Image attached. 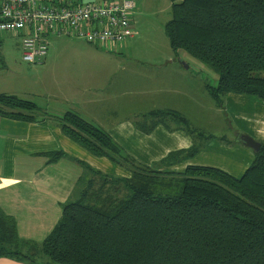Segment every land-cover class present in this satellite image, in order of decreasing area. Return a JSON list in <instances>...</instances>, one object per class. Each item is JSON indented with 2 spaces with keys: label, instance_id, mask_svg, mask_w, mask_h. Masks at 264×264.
<instances>
[{
  "label": "trees",
  "instance_id": "16d2710c",
  "mask_svg": "<svg viewBox=\"0 0 264 264\" xmlns=\"http://www.w3.org/2000/svg\"><path fill=\"white\" fill-rule=\"evenodd\" d=\"M165 33L177 55L184 51L217 75V84L207 86L219 104L227 94L264 101V0H172ZM0 117L44 122L50 116L35 102L0 94ZM57 123L64 135L131 177L90 169L93 176L82 182L78 199L63 208L41 244L21 241L14 221L0 213V259L28 264H264V143L242 177L199 166L173 174L159 166L196 155L203 141L148 167L73 112ZM187 129L193 138L202 137Z\"/></svg>",
  "mask_w": 264,
  "mask_h": 264
},
{
  "label": "crops",
  "instance_id": "0c3cea01",
  "mask_svg": "<svg viewBox=\"0 0 264 264\" xmlns=\"http://www.w3.org/2000/svg\"><path fill=\"white\" fill-rule=\"evenodd\" d=\"M106 1L108 0L104 2ZM135 38L118 50H107L108 53L128 55L133 50ZM86 48L94 51L82 55L96 54L94 63H102L91 67L104 70L98 75H82L84 89L67 81L73 88L70 95L43 93L42 97L35 94L34 99H27L17 92L3 93L35 102L50 116L44 122H22L0 117V213L14 221L19 239L26 243L41 244L53 232L60 221L63 208L78 199L82 182L93 176L90 169L113 177H131L128 170L107 158L94 156L64 135L57 120L66 112H73L105 130L129 156L148 167L161 163L170 154L188 152L195 144L208 138L196 155L184 156L168 166L160 165L159 171L165 173H183L189 166H199L216 168L239 178L255 159V152L251 148L242 143L229 146L231 140L225 135L218 141L213 139V134L196 128L193 129L202 134V137L196 135L193 138L188 132L190 122L182 104L190 101L194 87L191 85L186 90L184 84H188L187 79L190 77H186L191 67L204 74L206 68L203 65L193 62L192 58L185 55L179 60L189 64L187 69L183 67L184 64L179 65L170 59L158 65L159 69L155 73L135 79L134 70H130L127 62L123 61V70L132 74H125L120 80L114 64H103L104 58L100 52L89 46ZM198 72L195 71L191 77L200 79ZM130 75L132 82L125 87V79ZM114 77L117 89L113 93L121 91L126 94L120 106L132 107V114L128 118H114L112 115L115 112L104 110L103 99L97 94L98 87L103 91L106 87L103 83ZM136 84H143L146 90L130 89ZM202 85L213 101V109H220L214 111V115H220L226 120L227 110H233L230 122L232 126L243 135L264 143L263 100L254 96L227 94L219 104L208 92L207 84ZM89 93L92 95L87 97L86 94ZM130 96H134L136 100ZM224 102L228 106L226 110L223 108ZM55 153L62 155L57 159L49 157ZM214 162L231 164L234 168L243 166V169L236 176ZM0 264L28 263L1 258Z\"/></svg>",
  "mask_w": 264,
  "mask_h": 264
},
{
  "label": "rangeland",
  "instance_id": "374dc122",
  "mask_svg": "<svg viewBox=\"0 0 264 264\" xmlns=\"http://www.w3.org/2000/svg\"><path fill=\"white\" fill-rule=\"evenodd\" d=\"M78 1L87 2L88 0ZM104 1L95 0L94 2L106 4ZM136 3L134 27L137 35L133 43L132 54H125L126 56L109 54L106 48L89 44L84 40L60 36L50 39L49 54L43 63L29 64L22 58V40L17 34L5 33L0 36V94L5 91L17 92L19 95H24V98L27 99H34L35 94L42 97L43 93L70 95L73 93V88L66 83L67 81L73 82L79 88L84 89L85 82L82 75H98L104 70V68L91 67L94 64H102L94 63L97 58L96 54L92 56L82 55L94 51L88 50L86 48L88 46L103 55V64H109V62L114 64V68L118 69V78L120 80L123 75L132 74L123 70V61L127 62L126 64L130 70H134L135 79L155 73L159 69L158 65L164 64L170 59L175 60L179 65L184 64V68H186V65L189 67L187 62H181L179 59L185 55L190 57V55L184 51H179L178 55H176L165 33V26L172 19V0H137ZM190 70L186 79L190 78L187 79L188 84H184V88L188 90L192 85L194 90L190 101L182 104V109L190 122L189 128H196L198 131L213 134V139L218 141H220L222 135H225L231 140V142L228 140L230 142L229 146L238 145L240 143L239 138L243 134L238 132L230 123L234 111L231 109L227 110L226 120L220 115H214V111L220 109L216 107L213 109V101L209 98L202 85V83H205V85H216L217 75L208 68L204 69L206 70L204 74L193 67ZM195 71L198 72L200 79L199 77H191ZM261 75L264 76V72ZM131 82L132 76L130 75L128 78L126 77L124 86L127 87L128 83ZM103 84L106 86L105 89L102 91L101 87H98L97 90V94L103 99V109L114 111L115 114L112 115L114 118H128L132 114V107L120 106L126 94L121 91L120 93H113L117 89L116 77ZM132 88L136 89V91L146 90L143 84H136L130 87V89ZM86 95L90 97L92 93ZM130 98L136 100L134 96H130ZM226 106L224 102L223 108L225 110ZM91 121L95 123L94 120ZM165 121L170 122V120ZM214 163L236 176H239L240 171L243 169V166L234 168L231 164Z\"/></svg>",
  "mask_w": 264,
  "mask_h": 264
},
{
  "label": "built area",
  "instance_id": "2783aa9c",
  "mask_svg": "<svg viewBox=\"0 0 264 264\" xmlns=\"http://www.w3.org/2000/svg\"><path fill=\"white\" fill-rule=\"evenodd\" d=\"M136 2L0 0V35L17 34L22 40V58L29 64L44 62L53 36H67L107 50H118L137 35Z\"/></svg>",
  "mask_w": 264,
  "mask_h": 264
},
{
  "label": "water",
  "instance_id": "95a60500",
  "mask_svg": "<svg viewBox=\"0 0 264 264\" xmlns=\"http://www.w3.org/2000/svg\"><path fill=\"white\" fill-rule=\"evenodd\" d=\"M186 68H188V66H185ZM239 142L242 143L243 145L251 148L255 153H258L261 149V143L255 141L254 139H252L249 136L243 135L239 138Z\"/></svg>",
  "mask_w": 264,
  "mask_h": 264
}]
</instances>
